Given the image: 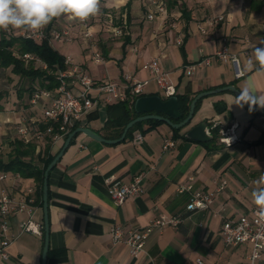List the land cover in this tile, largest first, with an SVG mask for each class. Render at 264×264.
I'll list each match as a JSON object with an SVG mask.
<instances>
[{
	"label": "crops",
	"instance_id": "0c3cea01",
	"mask_svg": "<svg viewBox=\"0 0 264 264\" xmlns=\"http://www.w3.org/2000/svg\"><path fill=\"white\" fill-rule=\"evenodd\" d=\"M173 2L168 16L157 14L151 21L147 18L149 0H100L94 28L104 56L102 63L93 60L75 22L71 24L74 42L54 41L52 45L62 55L71 56L96 83L121 81L126 74L137 81L150 80L145 89L148 96L164 98L152 73L144 69L153 59L170 74L176 95L194 99L202 92L226 86L239 91L248 87L256 94H264V71L248 65L252 49L264 46V0ZM183 5L189 21L182 18ZM108 16L116 23H125L123 37H111L103 26L101 22H107ZM69 20L62 15L57 23ZM171 22H176L177 27L171 28ZM4 33L0 30V38ZM18 34L17 31L15 35ZM180 35L184 36L183 47L176 43ZM223 46L238 56L244 76L237 77L238 67L222 61L187 73V65L200 63ZM9 76L16 79L12 71ZM72 88L78 91L80 86L74 84ZM239 103L231 90L203 97L192 121L177 137L165 123L157 127L144 123L119 143L78 133L50 172L47 264H198L199 259L206 264H243L251 245L226 246L221 229L225 221L251 216L256 210L251 193L256 187L254 182L264 174V114H256L255 109ZM118 104L101 103L77 127L89 128L106 140L120 138V126L113 122L122 121L120 108H114ZM41 122L42 109L32 104L29 91L0 96V151L4 158L12 152L17 139H25L17 132L19 125L27 123L37 128ZM201 122L208 123L211 140L185 138ZM232 126L239 139L226 146L219 141L220 131ZM137 132L144 135L143 144L135 143ZM171 136L176 146L164 150V139ZM66 139L52 143L51 152L58 154ZM140 173L146 174L144 193L116 206L106 179L115 177L129 183ZM222 179L227 185L217 192ZM189 184L191 191H179L180 186ZM29 187L35 189L36 198L38 185L34 179L9 172V177L0 181V192L5 189L17 197L26 195ZM192 191L213 193V203L207 209L188 210ZM34 206L35 219L44 223L43 208L36 202ZM162 214L181 217L182 221L178 226L155 229L137 256L131 255L125 242L113 240L114 228L122 229L125 238ZM27 218L23 210L11 219L10 234L17 238L8 249L10 258L0 264H42L45 236L19 234L20 223ZM259 264H264V257Z\"/></svg>",
	"mask_w": 264,
	"mask_h": 264
},
{
	"label": "built area",
	"instance_id": "2783aa9c",
	"mask_svg": "<svg viewBox=\"0 0 264 264\" xmlns=\"http://www.w3.org/2000/svg\"><path fill=\"white\" fill-rule=\"evenodd\" d=\"M150 11L147 14L149 20H154L157 14L167 15L168 8L162 0H149ZM68 17V16H67ZM223 18H219L222 20ZM65 24H53L50 30L48 25L37 32H26L15 29L27 39L41 41L50 35V41L74 42L72 23L78 25L79 35L86 44V48L91 51L92 58L96 63L104 62L103 52L98 47L95 31V16L90 17L87 21L80 22L70 19ZM110 32L111 37L120 38L125 35V23H116L112 16H108L107 22H101ZM171 28H176L177 23H169ZM12 32L10 28L7 30ZM205 33L206 31L203 30ZM176 43L181 46L184 43V36L180 35ZM21 57L28 63L32 62L35 66L44 70H49L47 63L32 53H25ZM214 61L231 63L238 67L237 77L244 76L239 65V58L236 54L229 52L227 46H223L212 56L206 57L198 64L187 65L185 67L188 74L195 71L198 66L211 65ZM65 69L55 68L49 70L54 74L59 82L56 89L50 90L45 88L35 89L31 96L33 105L40 106L42 109L43 123L46 129L39 127L33 128L31 125L22 124L17 127L18 134L25 139H35L37 142H44L45 137L50 135L51 142L56 143L65 139L74 131L82 118L92 109L103 104H113L120 102L134 103L137 98L145 95V89L150 80L137 81L129 74L124 76L121 81H104L96 83L87 75L82 67L75 63L71 56H65ZM144 69L152 73L153 80L158 86L164 98H169L177 94L175 83L168 72L162 71L157 59H153L144 65ZM80 86L78 91L72 88V85ZM235 126L222 128L220 131L219 141L231 146L236 143L239 136L234 132ZM136 144H143L144 135L137 132L134 136ZM176 146L173 137L164 139L163 149L168 150ZM9 177V172H0V181ZM145 173L136 175L133 180L126 183L115 177H108L106 183L111 200L116 206L123 205L126 200L138 194L144 193ZM193 179V178H191ZM227 185V181L222 179L217 188V192L222 191ZM192 190V185L179 187V191ZM35 189L29 187L26 195L17 197L8 190L3 189L0 192V261H6L10 258L9 247L17 238V235L10 234L11 219L20 211H26L28 218L20 223L19 234L30 233L34 235L43 234V223L35 219ZM214 201L213 193L202 191H192L190 202L187 205L188 210L195 211L207 209ZM256 210L251 216H243L238 220H227L221 229V236L226 246L236 247L239 245H251V251L243 264H259L264 257V221L258 219L255 215ZM182 219L178 216H168L165 214L155 218L148 226L143 229L129 232L127 237H123V231L120 228H114L112 237L115 242L123 241L130 249L132 256L140 254L146 245L149 235L157 228L161 229L167 226H178ZM198 264H206L202 259Z\"/></svg>",
	"mask_w": 264,
	"mask_h": 264
},
{
	"label": "trees",
	"instance_id": "16d2710c",
	"mask_svg": "<svg viewBox=\"0 0 264 264\" xmlns=\"http://www.w3.org/2000/svg\"><path fill=\"white\" fill-rule=\"evenodd\" d=\"M164 3L168 9L173 5V0H164ZM182 18L189 21L190 15L187 12L185 5L182 6ZM59 18L53 19L48 24V30L51 29L53 24L57 22ZM4 33L0 38V71L11 69V71L19 76L20 84L23 86L24 82H27L25 88H20L19 94H23V90H27L31 93L35 89H50L54 90L58 87L59 82L54 74L50 73L55 68L65 69V56L56 50L51 41L50 35H47L41 41L34 39H27L21 35H15L17 31ZM185 41V40H184ZM184 45V43H183ZM181 45V47H183ZM25 53H32L47 63L49 70L41 69L32 62H26L21 55ZM5 79L3 74L0 75V96L8 93L3 88ZM36 82V83H35ZM180 103L181 118L177 121H183L187 118L190 112V104L193 98L188 95H177ZM200 100L197 102V104ZM221 106L216 105V108L220 110ZM114 108H120L121 111V122L113 121L114 124L120 126L119 136L122 135L126 125L139 116L134 111V103L128 104V102H120ZM256 114H262L261 112L254 110ZM119 120V119H118ZM144 123L150 124L152 127H157L163 122L158 120H148L136 124L127 134L130 135L135 128L140 127ZM41 129H46V125L41 122L38 126ZM77 126L74 128V130ZM181 129H173L174 135L177 137ZM186 138V137H185ZM52 142L50 135L45 137L44 142H37L35 139H17L14 143V148L9 156L5 159L2 152L0 151V172H11L19 174L24 178H31L37 182L38 189L36 194V203L43 208V183L45 170L48 165L54 160L57 154L51 152ZM43 236H45V225L43 223Z\"/></svg>",
	"mask_w": 264,
	"mask_h": 264
},
{
	"label": "clouds",
	"instance_id": "9594fccd",
	"mask_svg": "<svg viewBox=\"0 0 264 264\" xmlns=\"http://www.w3.org/2000/svg\"><path fill=\"white\" fill-rule=\"evenodd\" d=\"M99 12L100 0H0V30L37 32L62 15L84 22ZM248 65L264 71V46L252 49ZM237 99L241 105L264 108V94H256L248 87L240 90ZM254 183L256 187L251 196L256 206L255 215L264 221V174Z\"/></svg>",
	"mask_w": 264,
	"mask_h": 264
},
{
	"label": "water",
	"instance_id": "95a60500",
	"mask_svg": "<svg viewBox=\"0 0 264 264\" xmlns=\"http://www.w3.org/2000/svg\"><path fill=\"white\" fill-rule=\"evenodd\" d=\"M231 90L238 97L240 91L234 86H226L219 89H215L212 91L202 92L198 94L190 104V112L186 119L183 121L177 122L181 118L180 111V103L177 95L171 96L169 98H163L160 95H144L137 98L134 102V111L139 115L133 120H131L126 127L120 138L115 140H106L101 137L99 134L95 133L89 128L85 127H77L74 131H72L61 149V151L56 155L54 160L48 165L45 170L44 175V183H43V211H44V225H45V243L42 257V264H47L48 251L50 247V225H49V177L50 172L56 166L58 161L63 156L66 149L69 147L72 139L78 133H85L89 137L100 140L106 143H119L124 140L128 134V132L138 123L148 121V120H158L167 125H169L172 129H182L190 124L193 119L197 102L203 97L221 93L224 91ZM244 105L250 109H255L264 114V110L256 107L250 106L247 103ZM208 123L201 122L198 125L192 127L185 135V137L192 141L197 142H209L211 140V136L208 133Z\"/></svg>",
	"mask_w": 264,
	"mask_h": 264
},
{
	"label": "rangeland",
	"instance_id": "374dc122",
	"mask_svg": "<svg viewBox=\"0 0 264 264\" xmlns=\"http://www.w3.org/2000/svg\"><path fill=\"white\" fill-rule=\"evenodd\" d=\"M12 31H14V30L12 29ZM56 45H58V44H56ZM10 72H11V69H7L5 71L3 70V72L0 71V75L3 74V79H5L3 88L6 91H8V93H10L11 91H13L15 94L20 92V88L21 87H24L23 89H27V88H25L27 82H24L23 83V86H22L20 84V80L17 78V75H15L16 76V79L11 78L9 76ZM24 92H28V91L27 90H23V93Z\"/></svg>",
	"mask_w": 264,
	"mask_h": 264
}]
</instances>
